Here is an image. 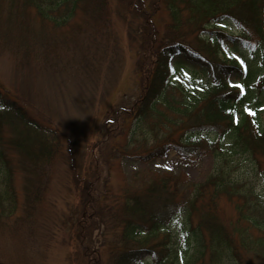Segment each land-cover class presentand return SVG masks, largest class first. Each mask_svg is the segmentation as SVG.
Wrapping results in <instances>:
<instances>
[{"label":"trees","instance_id":"16d2710c","mask_svg":"<svg viewBox=\"0 0 264 264\" xmlns=\"http://www.w3.org/2000/svg\"><path fill=\"white\" fill-rule=\"evenodd\" d=\"M111 15L126 24L136 50L139 94L122 117H134L135 129L168 112L177 120L161 136L151 129L152 144L142 136L136 157L149 161L172 149L190 163L208 154L213 167L188 195L180 176L161 174L112 194L108 205L95 189V167L86 178L72 173L67 241L77 264H264V192L247 177L264 180V0H0V47L30 62L45 40L66 45L71 35L79 44L74 36L86 23L94 38ZM78 16L77 30L53 37ZM225 20L237 36L217 27ZM243 54L253 64L244 65ZM28 100L0 85V226L38 246L51 181L68 159L61 131Z\"/></svg>","mask_w":264,"mask_h":264},{"label":"rangeland","instance_id":"374dc122","mask_svg":"<svg viewBox=\"0 0 264 264\" xmlns=\"http://www.w3.org/2000/svg\"><path fill=\"white\" fill-rule=\"evenodd\" d=\"M106 21L108 23L101 25V33L94 38L93 24L86 23L81 33L74 36L79 44L71 40V35L66 37V45L45 40L42 48L30 57V62L23 60L22 64L9 50L0 47V85L13 94L29 97V104L40 108L42 115L51 119L64 137L68 159L56 168L51 181L41 216L44 219L39 227L38 246L33 245L31 239L23 242L15 238L11 225L4 230L0 226V264H77L73 243L67 241L75 221L72 173L86 178L95 167L100 175L95 189L101 202L108 205L113 200L112 194L142 188L153 176L161 174L180 176V190L188 195L191 185L201 182L212 170L213 160L208 154L196 163L182 160L172 149L164 157L149 161L136 157L142 136H151L149 144H152L155 135L151 129L161 136L177 120L175 114L168 112L165 119H148L141 124V129H135L134 117H122L123 109L131 106L139 94L134 68L136 50L120 18L111 15ZM82 22L80 16L76 17L68 26L56 30L53 37L62 39L70 30H77ZM217 23H221L217 27L226 34L238 35V29L229 20ZM109 32L112 39L108 42ZM51 36L48 32L46 38ZM230 53L231 57L238 55L236 51ZM115 58L117 61L111 64ZM249 58L248 54H243L240 61L249 66L253 64ZM41 68H46L49 74L38 71ZM230 81H237L234 75ZM160 110L165 109L162 106ZM261 119H264L262 114ZM130 136H134V141H130ZM107 138L110 143L103 145L101 142ZM247 177L255 180L258 191L264 192L263 178H254L252 173ZM44 228L49 232L45 237ZM97 246L95 243L94 248Z\"/></svg>","mask_w":264,"mask_h":264}]
</instances>
